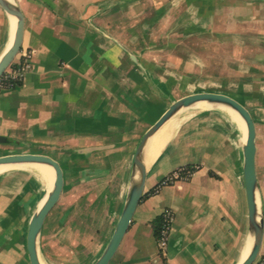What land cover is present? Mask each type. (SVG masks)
<instances>
[{
    "label": "crops",
    "instance_id": "crops-1",
    "mask_svg": "<svg viewBox=\"0 0 264 264\" xmlns=\"http://www.w3.org/2000/svg\"><path fill=\"white\" fill-rule=\"evenodd\" d=\"M12 1L25 20L20 54L30 51L31 58L23 81L0 92V135L5 142L68 141L74 137L69 125L90 113L98 116L97 123L108 121L107 128L101 127L103 133L120 132L132 118L147 113L160 99L158 92L171 98L175 86L192 91L197 81L217 76L207 68L235 59L241 66L235 95L256 118V170L264 221V0ZM10 36V15L0 6V58ZM249 45L263 49L258 52ZM176 120L174 136L147 166L145 187L148 181L149 185L144 193L157 188L142 196L110 264L241 261L249 237L243 153L238 145L241 130L228 112L217 107ZM113 147H118L116 142H86L74 150L86 158ZM188 165L194 168L189 178L159 186L164 177ZM130 167L117 195L118 216L129 189ZM71 174L76 176L69 180L65 170V189L92 179H101L103 188L104 182L111 183V172L98 163ZM41 200L37 173L25 167L0 175V264H31L27 231ZM166 210L173 212V220L161 249L152 223ZM47 220L48 216L39 237L42 263H74V252L58 246ZM108 228L112 234L114 227ZM98 251L80 254L76 264H93L103 250L97 255ZM262 258L264 231L253 264Z\"/></svg>",
    "mask_w": 264,
    "mask_h": 264
},
{
    "label": "rangeland",
    "instance_id": "rangeland-1",
    "mask_svg": "<svg viewBox=\"0 0 264 264\" xmlns=\"http://www.w3.org/2000/svg\"><path fill=\"white\" fill-rule=\"evenodd\" d=\"M249 46L250 49H256L258 52L263 49V47H258L257 45ZM238 53V55L242 54L241 49L238 50ZM234 62L235 64L233 65ZM237 62L238 61L235 59L233 61L216 62L214 64L217 66L216 68L211 70L207 68L206 71L211 73L216 72L217 76L211 78L206 77L201 81H197L198 84L195 85L196 88L192 91L189 89L182 90L181 87L175 86L171 98L166 95L165 97L161 94L162 92H158L160 99L150 104L147 113L142 114L140 117L132 118L124 125V130L120 132L118 131L111 134L104 131L103 133L101 127L103 128V126H106L107 128L109 125L107 123L108 121H106L105 124L97 123L95 119H97L98 116L94 113H90L87 114V116L85 115L84 118L80 120V123L76 122L73 125H69L71 130L74 129L71 136L76 138L71 137L68 141H65L66 139H59L53 142L42 140L32 143V145L20 144L18 140L13 142L0 141V155L22 151H29L32 153L49 152L53 154L54 158L63 164L69 180L76 176V174H71L72 170L73 172L78 171L87 164L96 165L98 163L111 172V183L107 185V183L104 182V188L101 184V179H92L77 187H73L69 184L66 189H64L59 202L48 214L47 230L53 235V240L58 243L59 247L66 249L68 252H74V263H69H78L79 260H81L80 254L87 255L94 248L99 250L97 253L98 255L104 248H101V243L109 241L110 235L112 234L109 233L108 226L112 225L115 228L121 213H119V216L116 213L118 207L117 195L121 189V182L124 181V177L128 176L131 168L130 165L132 164L130 159L149 127L160 118L173 100L187 94L199 91H214L235 95L236 84L239 78V76H236V72L241 71V66L236 64ZM154 80L155 78L150 76V83L152 85L155 84L153 82ZM157 88H159L158 85L156 89ZM216 107L220 108L217 105L199 107L194 104L181 108L172 119L181 118L188 113L199 111L204 108ZM141 111L142 110L139 109V113ZM235 125L237 124L235 123ZM67 135H69V133ZM84 138H89V140H84ZM86 142H90L94 145L116 142L118 147L96 150L90 157H80L81 153H77L74 149L81 148ZM244 142L243 133L241 132L240 141L238 142L239 147L242 148ZM109 155H112V159L103 161V159ZM26 168L37 173V169L31 164H27ZM15 169L20 168H10L7 171H13ZM40 180L43 198L46 194L48 195L50 188L46 186L42 179ZM148 185L149 181L145 189H148ZM248 245L249 242L244 247L243 251L246 249L245 252H247Z\"/></svg>",
    "mask_w": 264,
    "mask_h": 264
},
{
    "label": "water",
    "instance_id": "water-1",
    "mask_svg": "<svg viewBox=\"0 0 264 264\" xmlns=\"http://www.w3.org/2000/svg\"><path fill=\"white\" fill-rule=\"evenodd\" d=\"M0 6L7 14L14 16L17 19L12 44L0 58L1 77L7 68L13 63L21 50L24 37L25 20L23 12L15 1L0 0ZM132 58L135 60L134 56H132ZM199 101H209L211 103H222L228 105L238 111L245 121L247 131L245 142L242 145L243 179L248 205L249 224V237L245 245L250 242L251 249L241 264H253L257 260L263 238L264 221L258 195V177L256 170L257 128L255 117L246 105L230 94L214 91H199L173 100L160 118L149 127L141 138L133 155L129 189L118 222L105 248L93 264H110L123 240L124 235L128 231L133 215L145 190L148 168L143 159V151L147 141L181 108L194 105ZM0 141L5 142L6 137L0 135ZM31 163L47 164L52 166L55 170L54 188L48 193L43 205L32 215L27 231V250L30 263L43 264L39 254V237L48 214L59 202L63 194L66 185V178L65 170L60 161L51 155L31 152L0 155V164Z\"/></svg>",
    "mask_w": 264,
    "mask_h": 264
},
{
    "label": "bare ground",
    "instance_id": "bare-ground-1",
    "mask_svg": "<svg viewBox=\"0 0 264 264\" xmlns=\"http://www.w3.org/2000/svg\"><path fill=\"white\" fill-rule=\"evenodd\" d=\"M10 19H11V36H10L11 39L7 49L12 44L16 29V23H17L16 17L10 16ZM196 105H198L199 107L217 105L220 108L224 109L226 112H228L231 118L238 125L239 129L243 133V140L245 141L247 128L245 121L243 120L242 116L239 114L238 111H236L235 109H233L228 105L222 103H211L209 101H199L196 103ZM178 126H179V121L171 118L152 137L149 138L143 151V159L147 166H150L152 164V162L156 159V157L160 154V152L172 139ZM31 165H33V167L37 169V174L39 175L40 179L44 181L46 186L50 188V191L53 190L55 185V170L53 169V167L42 163H31ZM26 166L27 164H0V175L6 172L7 170H9L10 168H25ZM46 198H47V194L42 198L37 209H39L43 205ZM250 246L251 244L249 242L247 252H245L246 251L245 249L241 257L242 261H240L239 264H241L249 254L251 249Z\"/></svg>",
    "mask_w": 264,
    "mask_h": 264
},
{
    "label": "built area",
    "instance_id": "built-area-1",
    "mask_svg": "<svg viewBox=\"0 0 264 264\" xmlns=\"http://www.w3.org/2000/svg\"><path fill=\"white\" fill-rule=\"evenodd\" d=\"M30 51L19 52L13 63L7 68V70L0 77V92L7 88L18 84L19 81H23L27 71L30 68ZM181 170H176L167 175L159 183V186L169 185L180 179ZM173 220V212L170 210L165 211V218L163 223V228L161 230V239L159 240V246L164 249L167 244L169 229L171 222ZM260 264H264V258L259 260Z\"/></svg>",
    "mask_w": 264,
    "mask_h": 264
},
{
    "label": "trees",
    "instance_id": "trees-1",
    "mask_svg": "<svg viewBox=\"0 0 264 264\" xmlns=\"http://www.w3.org/2000/svg\"><path fill=\"white\" fill-rule=\"evenodd\" d=\"M22 81H19L18 83H20ZM236 98H238L236 95L234 94H230ZM239 99V98H238ZM239 101H241L239 99ZM242 102V101H241ZM243 103V102H242ZM244 104V103H243ZM247 107V106H246ZM248 108V107H247ZM249 109V108H248ZM250 110V109H249ZM256 120V118H255ZM62 167L64 168L63 164L61 163ZM194 172V168L193 167H190V165L186 166L184 169L181 170V177L180 178H189L191 176V174ZM157 186L152 188L150 191L148 192H145L143 197L148 195V194H151V193H154L155 190H156ZM164 218H165V212H163L160 216L156 217L154 220H153V232H154V236L155 238L157 239L158 243H159V240L161 239V230L163 228V223H164Z\"/></svg>",
    "mask_w": 264,
    "mask_h": 264
}]
</instances>
